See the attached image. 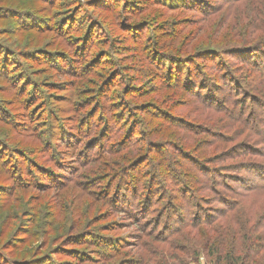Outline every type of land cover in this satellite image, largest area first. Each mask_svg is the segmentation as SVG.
I'll list each match as a JSON object with an SVG mask.
<instances>
[{"label":"rangeland","instance_id":"374dc122","mask_svg":"<svg viewBox=\"0 0 264 264\" xmlns=\"http://www.w3.org/2000/svg\"><path fill=\"white\" fill-rule=\"evenodd\" d=\"M0 7V264H212L203 244L215 236L206 225L218 229L230 216L225 225L234 226V192L247 191L225 167L264 165L256 136L264 132V44L246 45L255 50L241 58L173 65L198 86L216 64L236 78H209L219 88L199 87L197 95L161 80L169 60L157 49L159 39L178 56L207 43L239 46L243 28L264 31V0H0ZM167 28L178 31L174 39L160 32ZM239 89L235 102L230 93ZM168 97L156 111L155 98ZM247 100L249 109L236 108ZM59 125L62 138L52 133ZM148 149L155 162L145 161ZM177 175L193 191H173ZM127 179L141 183L142 205L150 198L145 214L127 192L137 183ZM257 200L241 198L239 216L253 214Z\"/></svg>","mask_w":264,"mask_h":264},{"label":"trees","instance_id":"16d2710c","mask_svg":"<svg viewBox=\"0 0 264 264\" xmlns=\"http://www.w3.org/2000/svg\"><path fill=\"white\" fill-rule=\"evenodd\" d=\"M211 5V4H210ZM182 6V5H181ZM201 7H204L203 5H201ZM2 7H0L1 9ZM251 27V26H250ZM250 27L248 26L247 28H243L242 32H238L236 33V37H238V39L240 40L241 44L235 45L233 47H231L229 50L223 51L222 48H214V46L209 47L208 43L205 44V46L203 47L204 49L202 51H198L197 53L194 54H190V55H179L175 54V53H170V52H165L163 50L164 44H162L161 39H159V47L157 50L163 52L164 54H166V58L169 60L168 63V68H167V72L162 75L161 80L163 82H168L169 79H172L175 82H178L179 84L175 83L176 88L180 89V90H185L188 92H192L193 95H197V93H195L196 90H199V87L201 88L202 93L207 92L208 94L211 93L212 91L214 92L216 90V87L213 83H216L213 79L208 80L209 78H215L216 81L219 78H223L222 80H226L229 79L232 81L233 78V82L231 84H236V78L232 77L229 74H226V72L224 70H222V64L218 65L216 64L214 70H213V75L211 76H207L204 73L201 72L200 77L202 79L201 84L198 86V84L195 83V81L189 77V73L187 74V70L183 69L182 67H174L173 65L182 63L183 66H190L193 63H190L188 61H191L192 58H195L194 62L197 61H203L205 62H212L216 59H222L225 55H229L231 57L234 58H241L240 54L241 53H245V52H252V50H255L253 47H251L249 49V46H246L248 44H252V43H257L256 45H258V43L260 44H264V31H255L254 29H250ZM160 32H164L163 36H168L171 38H175L173 37L174 34L178 33V31L173 28H167L164 29ZM159 32V33H160ZM237 40V39H236ZM259 40V41H257ZM157 41V40H156ZM254 45V46H256ZM257 50V49H256ZM163 54V55H164ZM171 59H177V63H170ZM252 63V62H250ZM254 64V63H252ZM181 66V65H180ZM161 68H163V65H161ZM205 68H207V66H205ZM185 72V74H184ZM226 74V75H225ZM185 77V78H184ZM198 77V76H197ZM183 81H181L182 79ZM206 80V81H205ZM204 82V83H202ZM164 86L165 89L167 88H174V86L169 85L168 83L166 84H162ZM170 86V87H169ZM197 86V87H196ZM231 88H229L230 91ZM224 90V88H223ZM223 90H221V93L223 92ZM240 89L237 92H233L231 90L232 93L231 97H236V101L237 102V98L238 96H240ZM259 96V95H258ZM131 98V97H130ZM168 99H171V97L165 98V99H160V98H155V103L154 106L157 107L156 111L161 110L162 103H167V101H169ZM251 101V105H253V97H250L249 99ZM249 100H247L242 106L241 105H237L236 104V108H247L249 109L247 106H249V103H247ZM202 104H204L206 107L212 108L210 105H206L207 103H205V100H201ZM135 107V106H134ZM117 111H114L113 114H118L120 115L122 118H124L123 120L126 119V115H121L120 113V109L119 108H114ZM215 109H221V107L219 106L218 108ZM167 111V110H166ZM168 112V111H167ZM167 115H170L169 113ZM163 116V118H172V116ZM179 117L180 121H183V119H185V117L181 116V115H176ZM117 117V115L115 116V118ZM244 118V117H243ZM114 119V118H113ZM197 120V119H196ZM243 123H244V119H242ZM240 123L241 125L245 126V123ZM196 124V122L194 123ZM60 128V131H53V135L58 136L60 138H62L63 136V132L61 131V126L59 125V127L57 129ZM248 131V130H247ZM256 136H258L261 140V145H264V132H260L258 134H256ZM73 145V144H72ZM177 152L180 153V155H176V158H178V160H181L180 156L183 154L181 153L180 149L176 148ZM150 149H148L147 153H148V157L145 159V161L147 163H149V161L155 162V159H153L151 157V154L154 153L153 151L149 152ZM164 153V152H163ZM97 154V153H95ZM184 157V156H183ZM97 159V158H96ZM82 165V163H81ZM166 166V165H165ZM226 170H235L234 172L240 174V178H242L241 180H239L240 183L243 184V188H245L247 191H242L243 193H240V191H236L234 192V195L239 194L240 200H239V207H236L234 209L231 210L230 213H232L231 215V220L234 222V226H226L225 222L228 220L229 217H227L226 219H222V221L219 223L220 227L217 229H214L212 227V223H209L206 226H210V233L215 236V237H211L208 240H205L204 244H203V249L204 251H207V253H209L212 257L216 258L213 259L214 262H212V264H264V191H259V190H264V165H262L261 163L258 164H254L252 165L251 163H246L245 161L238 164V166L235 167H225ZM121 170V169H120ZM245 172V173H244ZM141 176H143L144 174L141 172L140 173ZM215 175V173H214ZM137 175H134V177H136ZM133 177V179H134ZM160 176L158 175V178H155L154 180L159 179ZM173 178H178L175 179L176 181V186L178 185H184L183 182H181V175H177L176 177L173 176ZM132 182L128 181V183H132L133 185L137 183V181H133ZM146 180V178H145ZM244 180V182L242 181ZM252 180H257V181H261L263 183H257L255 185H251V184H247L246 182H250ZM207 181V179H206ZM30 183L34 184V185H38L36 181H30ZM155 182L152 183V185H150L149 183L147 184L149 189H153V184ZM214 183V176L212 178V180H210V182H208V186L212 185ZM246 183V185H245ZM141 183H137V185H134V187L131 185L129 188L131 191H127L128 193L130 192V194L132 195V193H134V197L137 200V202H139L138 204H140L139 206H143L144 209L140 210V212H144V214L146 213V209L149 208L150 209V203L149 200L150 198H147V202L146 204L142 205L141 204V195L136 194L138 192H135L136 189H138L140 187ZM176 187L173 191H179L182 193H185L186 195L189 194V191H193V190H187L186 188H181L182 186ZM206 185V183H205ZM227 187V186H225ZM242 188V187H241ZM162 191H167L165 189L160 188ZM112 190V189H111ZM148 190V189H147ZM156 190V189H155ZM204 191V189H201ZM137 191V190H136ZM151 190H148L147 192V196L148 193ZM166 194L167 199H172L174 198V196L171 194L170 191L168 192H164ZM126 194V193H125ZM121 195V193L119 194V196ZM122 196H120L119 198L121 199ZM246 197H256L259 201V204L256 208V210L254 211L253 214L248 213L247 215H244V217L242 215L239 216V213L241 212L243 213V209H244V205L241 203V198H246ZM117 199V198H116ZM125 199V202L127 203V200H131V198H123ZM178 201V200H176ZM152 203V202H151ZM241 203V204H240ZM134 204V203H133ZM135 205H133L134 207ZM233 206V204L227 203V208L230 210L231 207ZM242 206V208H241ZM176 208V203H174V208H172L171 210ZM241 208V209H240ZM236 209V210H235ZM222 214V213H221ZM178 222H182L180 221V218L178 219ZM199 223V222H197ZM196 223V224H197ZM189 223H187L185 225V228H188ZM195 224V223H194ZM195 224V225H196Z\"/></svg>","mask_w":264,"mask_h":264}]
</instances>
